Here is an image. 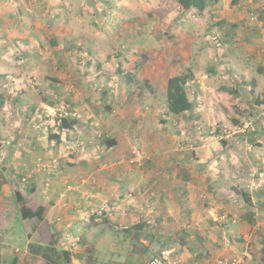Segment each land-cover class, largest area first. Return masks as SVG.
<instances>
[{
	"label": "rangeland",
	"instance_id": "374dc122",
	"mask_svg": "<svg viewBox=\"0 0 264 264\" xmlns=\"http://www.w3.org/2000/svg\"><path fill=\"white\" fill-rule=\"evenodd\" d=\"M162 1L0 0V72H5L0 74V93L5 96H2L4 102L0 108V250L2 246H7L6 250H14L6 258L8 262L1 254L3 251L5 257L6 251H0L1 264H11L15 255L18 260L23 257V264H27V259H37L29 258L28 242L35 239L48 243L54 234L57 236L60 233L62 237L59 241L65 249L67 243L62 240L64 234L71 233L79 242L77 249L70 250V264H148L152 256L166 249H175L180 253L196 251L203 263H209L223 251H247L255 264H264V205L248 203L240 190L234 191L238 184L225 185L231 192L229 196L223 192L220 197L222 205L212 201L208 206L204 204V200L209 198L207 192H200L202 195L199 194L198 198L193 194L192 200L189 196L179 195L181 201L178 204L176 198L170 199L169 195L156 187L167 184L172 180L169 175L174 171L179 174L186 164H178L177 170L169 167L165 172L154 173L152 180L137 175L129 183L121 181L117 170L114 174L109 169L122 163L138 168L153 159V154L140 144V135L135 136L129 128L121 130L123 138L131 143L127 161L108 159L96 163L99 150L101 153L105 151L106 145L102 143L110 137V131L117 128L119 118L124 120L128 114L131 117L135 114L142 117L150 115L157 124L160 119H168L172 124L173 118L167 116L166 92L163 91L173 67L176 68L181 59L187 63L199 62L202 70L207 62L212 65L215 59H228L226 57L230 50L234 52L231 44L219 50L221 46L217 45V39L221 33L214 28L204 30L200 42L195 40L194 59H184L179 53L183 44L180 38L173 39L182 34L177 31L164 35L162 31L160 35L153 32L152 36L144 32L143 43L127 45L135 40L132 39L136 37L135 29L140 26H133L134 22L147 23L152 18L150 11H153V15L154 11H161V7L156 8L155 4L160 5ZM234 9L244 15L249 12L245 13L244 9L238 7ZM12 11L15 15L9 17ZM101 11L103 13L99 14ZM166 18L164 13L160 14L161 25L167 22ZM210 18L212 13L204 21L208 23ZM227 22L222 23V28L229 32L230 24ZM190 28H193L192 23ZM137 29L141 32V29ZM67 32L68 39H75L76 50L74 54L68 52L70 56L66 59H60L54 54L70 49H54L52 42L59 37L62 47L66 44L62 34ZM24 35L29 36L28 41H23L21 37ZM78 46L81 52L77 51ZM237 52H243V49ZM147 59L150 60L146 64L142 63ZM133 62L142 64L135 65ZM102 63L109 67L103 70L100 66ZM91 69L93 72L87 75V79L92 81L94 78L93 86L87 85L88 81L76 86L72 80L85 77ZM185 69L178 70V75L185 73ZM105 71L110 78L106 77ZM50 75L64 79L57 87L54 86L60 101L42 105L40 102L45 95L39 92L38 87L49 89L50 80L47 77ZM224 80H213L211 84V80H208V87H214L217 83L219 86ZM146 81L157 86L158 91H151ZM103 86L113 94L107 98L116 101L111 112L97 114L87 98L95 91L98 93ZM99 96L94 97L97 99ZM67 99L79 101L78 107L69 109ZM32 103H36L35 109L27 106ZM14 108L17 112L12 111ZM62 117H81L85 122L90 118L92 120L91 125L66 131L59 129ZM25 121L33 125V131L39 130V136L45 143L40 146L47 148L48 152L37 150L32 142L34 135H28L23 128ZM206 122L209 123L208 120ZM201 126L194 131L198 143L191 140L187 148L181 131L171 132L177 136L170 146L171 150L164 149L166 156L173 150L175 154L187 153L195 146L196 150H202L211 146V142H204L210 137L221 139L219 136L222 135L216 133L215 127L205 129V126ZM19 127H22L20 131ZM57 132L64 138L59 144L55 139L48 140L51 133ZM135 148L144 149L147 157L145 163L132 162ZM26 154L31 157L24 156ZM215 154L218 155L217 152ZM164 161L167 163V160ZM219 161L227 162L224 157ZM43 162L47 164L46 168L41 165ZM210 164V169L221 165L214 163V160ZM38 180L40 188L36 189L35 182ZM191 182L187 183L188 188ZM32 187L35 190L30 191ZM41 189L43 199L37 196ZM18 190L34 211L44 202L52 208L56 206L57 213L49 214L50 209H47L41 219H23L16 195ZM261 196V193L254 195L257 201L262 200ZM221 213H237L238 223L226 228L225 224L216 220ZM183 214V217L180 216ZM140 223L144 227L139 230L136 225ZM5 230L9 231L8 235ZM10 237H14V243ZM41 262L45 264L44 260Z\"/></svg>",
	"mask_w": 264,
	"mask_h": 264
},
{
	"label": "crops",
	"instance_id": "0c3cea01",
	"mask_svg": "<svg viewBox=\"0 0 264 264\" xmlns=\"http://www.w3.org/2000/svg\"><path fill=\"white\" fill-rule=\"evenodd\" d=\"M253 1L254 2L251 5L250 2H252V0H209L206 8L199 11L195 7H183L178 0H163L160 5H158V3L155 4L156 8L161 7L160 12L154 11L153 15V11H150V15H152L151 20L146 21L147 23L134 22L133 26H139L140 24L137 28L141 29V32H138L137 28L135 29L136 37L132 38L135 40L129 41L127 43L129 46L138 45L139 42L143 43L145 39L142 40V37L145 33H149V36H152L153 32H158L160 35V31H162V35H164L165 33L168 34L171 31H177L182 33L180 36L173 37V39L180 38L179 41L183 44V49L179 53L182 54L184 59H194L195 51L193 50V46L195 40L200 42L202 40L201 34L203 31L208 28H214L218 33H221L220 37L217 39L218 43H220L218 46H221L219 47V50H221L223 46L231 44L230 47L234 49V52L230 50L227 53L228 56L226 57L228 59H215L212 65L207 62V65H203L202 70L199 62L187 63V61L184 62L182 59L181 61L178 60L177 69L173 67L175 70L173 71L172 69L173 73L172 75H169L168 78L178 75V70L181 71L184 68H186L184 70L185 73L188 72L192 75L186 83V90L189 100L193 103V108L179 115L168 112L167 116L173 118L172 124L168 119H160L157 124V121L151 118L150 115L142 117L141 115L135 113L134 117H131V114H128V117H125L124 120L119 118L117 121V128L114 130L112 129L113 132L110 131L111 134L109 135V142L102 143L106 145L105 151L104 153H101L99 150V156L96 157V163H101L102 160L105 161L108 159L109 161L112 160L114 162L116 160H122V162L124 160L127 161V157L130 154L131 143H129L127 139L123 138L121 130L129 128L131 133L135 136L140 135V144L148 152L153 154V159L149 160L146 165H142L138 168L122 163L119 167L109 169L113 171L114 174L117 170L121 181L129 183L135 179L137 175L141 177H149V180H152V178H154V173L160 174L165 172L166 169H169V167H173L177 170L178 164H180V166L186 164L188 167L183 166L184 168L179 172V174L174 171L173 174L169 175L172 177V180L170 179L171 181L169 180L167 184H159L156 186L160 188L159 190H161L162 193L165 192L166 195H169L170 199L171 197L173 200L176 198V202L178 204L181 201L178 197L179 195L182 197L189 196L192 200V195L194 194L196 195L195 198H198L200 192H202V194L205 192L209 194V198L207 197V199L204 200V204H211L212 201L217 204H221L220 197H222L223 192H227L226 194H228V196L229 192H231V190L228 189L229 187H225V185L231 183L238 184L235 186L234 191L240 190L243 195L244 192L248 193L250 196L249 200H247L248 203H252L254 206H257L258 204L264 205V183L261 186H256L251 189L250 182H253V179L250 177L251 175H249L250 171H256V177L259 178L262 176L264 179V0ZM236 7L244 9L245 13L249 10L250 13H260V16L258 17L259 21L257 23H250L248 20L249 12L247 15H244L243 12L235 10L234 8ZM97 11H99V9H97ZM101 13H103V11L99 12V14ZM162 13H164L167 17V22L163 25H161L162 23L159 20L160 14ZM211 13L212 18H210L208 23L205 22L204 19H208L209 14ZM14 15L15 13L12 11L10 12L9 17ZM222 21L230 22L229 32H226L224 28H222ZM190 23H192L193 28H190ZM204 24H206L205 27H203ZM62 36L66 44L61 47L59 37L54 40L52 44L54 49H70L67 52L62 50L60 53L54 54L60 59H66L70 56L68 55V52L70 54H74L76 44L74 38L68 39V32L62 34ZM254 36L256 38H254ZM158 37L159 36L157 35V38ZM21 38L23 41L29 40L28 35H24ZM254 41H256L255 45L252 44ZM174 47L175 49L177 48L176 46H173V48ZM78 48L80 47H77V51L81 52ZM238 49H243V52H237ZM242 55L243 57L241 58L240 56ZM149 60L150 59H147L146 61L142 60V63L146 64ZM122 62L123 64L125 63V61ZM142 63L139 62L134 64L141 65ZM100 66H102L103 70L109 67L105 63L104 65L103 63L100 64ZM179 67L180 69H178ZM92 72L93 69L86 72L85 77L80 76V78L78 77L72 81L77 84L76 86H80L82 85L81 83L88 81L89 83H87V85L92 87L95 82L94 78L92 81L87 79V75ZM122 72H124V69H122ZM3 73L5 72H0L2 75ZM105 73L107 74L106 77L110 78L106 71ZM6 75L8 76L7 73ZM221 78L222 80H225L222 81L223 83L219 86L217 83L216 86L213 85L214 87H208V80H211V84L213 80L221 81ZM47 79L50 80V83L48 84L49 89H42L40 86L38 87L39 92L45 95L43 96V101H41L40 104H50V101L51 104L59 103L60 96L54 86L57 87V84L64 79L53 75H50ZM146 82L148 83L149 81ZM147 86L151 91H158L157 86L154 87V85L150 82ZM165 88H167V83ZM85 91L88 92V88H86ZM163 92H166V90ZM97 94H100V96L95 99L94 96ZM0 95L5 98V96L1 93ZM109 95H113L111 90L104 86L99 89L98 93L95 91L93 94H89V97L87 98L90 101L89 105L94 106L93 109L97 114H101L104 111L111 112L110 109H112L116 100H109L107 98L110 97ZM165 102L167 104V99H165ZM99 103L101 105H99ZM17 104L19 103L17 102ZM66 104L69 109H72L78 107L79 101L67 99ZM27 106H29L30 109H35L36 103H32ZM120 106L123 107V104ZM17 107H19V105H17ZM15 110V108L12 109L14 112ZM21 110H23L22 106ZM208 118H212L213 120L211 121ZM68 120L69 126H59L60 130L70 131L76 129L78 126H86L88 124L91 125L92 118L88 119L86 122L81 117H74L72 119L68 118ZM207 120L209 123L206 122ZM26 124H28V126H26ZM200 124L205 126V129L215 127L216 133L222 135L221 139L217 140L218 137H210V140H206L204 142H211V146H207L202 150H196L195 146L194 149L188 151L187 153L175 154L173 150L172 153H168L166 156L164 149L171 150L170 146L173 145V142L175 141L174 139L177 136L176 134H171V132L181 131L183 134L182 136L184 137L183 139L187 141L185 142V146L187 148L189 145L188 143L191 140H193L194 143H198V136L196 137L194 135V131H196L198 126H201ZM21 128L22 127H19V131ZM23 128H25L28 135H34L32 142L35 146H37L38 151L48 152L47 148L44 149L40 146V144L44 145L45 143L42 141L43 138L39 136L38 129L33 131V125L27 121L23 122ZM60 136L59 132L51 133L48 140L51 141L52 139H55L59 144L64 140V138ZM223 140L225 141V145L222 143ZM142 150L144 151V149ZM160 152L162 155H160ZM216 152L218 155L215 154ZM156 154L158 155L156 156ZM24 156L31 157L30 154H26ZM223 157L227 160L226 163L219 161L222 160ZM164 160H167V163ZM213 160L214 163L219 162L221 165L214 167V169H210L208 166H211L209 163ZM198 166L200 167L198 168ZM215 166H217V164ZM190 182L191 187L188 188L187 183ZM35 183L37 184L36 189L38 187L40 188L39 180ZM32 190H35V187H32L30 191ZM41 191L42 189L38 191L37 196L43 199L44 194L43 191ZM176 192L181 193L176 196L173 195V193ZM258 193L262 194V200L257 201L255 199L254 195ZM202 194H200V196ZM243 201L246 202V199ZM176 202L175 205L180 207V205L178 206ZM42 207L45 208V211L50 209V211L47 212L53 215H55L58 210L56 206L52 208V206L47 205L44 202H42ZM186 213L187 211H185V214ZM235 215L238 218L237 213H235ZM180 216L183 217L184 214ZM225 227L228 228V225ZM5 232L6 235L9 234V231L5 230ZM10 240L14 243V237H10ZM30 242L31 241L28 243ZM10 244L13 245L11 242ZM5 247L7 246H2L1 249L6 251L5 257L3 255V251L1 254L2 258L8 262L6 258H9L10 252H14V250L10 248L6 250ZM18 250L19 248H17L16 251ZM17 254L19 255L20 253ZM41 261L42 260L39 258L33 260L27 259V264H41ZM11 264H23V257L18 260V257L15 255Z\"/></svg>",
	"mask_w": 264,
	"mask_h": 264
},
{
	"label": "trees",
	"instance_id": "16d2710c",
	"mask_svg": "<svg viewBox=\"0 0 264 264\" xmlns=\"http://www.w3.org/2000/svg\"><path fill=\"white\" fill-rule=\"evenodd\" d=\"M179 3L185 8L195 7L199 11H202L206 8L209 3V0H178ZM254 1L252 0L251 5ZM239 4V3H238ZM241 4V2H240ZM240 6V5H239ZM238 6V7H239ZM250 11V10H249ZM254 14L257 15V21L250 20V16ZM260 13H250L248 16V20L250 23H257L259 21ZM222 21L221 23H224ZM230 24V22H227ZM223 25V24H221ZM256 31V30H255ZM57 52V51H56ZM192 77L189 73H183L180 75H175L170 77L167 81L166 88V99H167V107L170 113L179 115L183 112L191 110L193 108L192 101L189 100L186 90V83ZM4 99L0 95V108L2 107ZM23 108V107H22ZM111 110V109H110ZM69 117H62L60 120L61 127H68L69 125ZM54 135V134H53ZM52 135V136H53ZM105 143L109 142V138L104 140ZM225 145V141L222 142ZM108 145V144H107ZM18 202H20V210L23 219H29L33 217L43 218V214L45 208L40 206L37 210H33L26 204L25 197L22 193L16 191ZM244 196L247 200H249L248 193L244 192ZM144 227L143 223L137 224L136 228L142 229ZM141 234H139L140 236ZM62 237V233L60 235L54 234L53 238L48 243H43L39 241L32 240L28 243V251L30 253L29 258L33 259L35 257L40 260H44L45 264H70L72 261V252L68 249H65L61 243L60 238Z\"/></svg>",
	"mask_w": 264,
	"mask_h": 264
},
{
	"label": "built area",
	"instance_id": "2783aa9c",
	"mask_svg": "<svg viewBox=\"0 0 264 264\" xmlns=\"http://www.w3.org/2000/svg\"><path fill=\"white\" fill-rule=\"evenodd\" d=\"M250 20L257 21V15L252 14L250 16ZM217 39V38H216ZM216 42V41H215ZM217 45H220L217 41ZM221 138V136H219ZM134 158L132 162L136 163H145L146 154L141 148H135L133 150ZM43 168L47 167V164L43 162L41 164ZM249 175L253 179V182H250V188L253 189L256 186H261L264 183L263 177H256V171H250ZM216 220L220 221L225 226L230 224H236L238 222V218L235 214L229 213H221V215L216 217ZM62 240H65L67 243V249L75 250L78 248L79 242L78 239L74 238L71 233L64 234ZM148 264H255L252 259V256L248 252L239 253L237 251L226 252L223 251L219 255L213 257L209 263H203L198 259L197 252L185 251L179 253L175 249H166L155 256H152Z\"/></svg>",
	"mask_w": 264,
	"mask_h": 264
}]
</instances>
